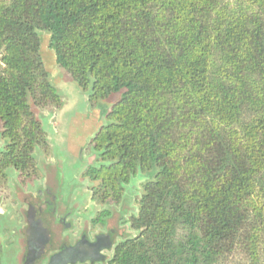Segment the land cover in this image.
I'll return each mask as SVG.
<instances>
[{
	"label": "trees",
	"instance_id": "obj_1",
	"mask_svg": "<svg viewBox=\"0 0 264 264\" xmlns=\"http://www.w3.org/2000/svg\"><path fill=\"white\" fill-rule=\"evenodd\" d=\"M41 31L104 120L84 173L104 217L146 181L104 264H264V0H0L5 189L39 180L66 106Z\"/></svg>",
	"mask_w": 264,
	"mask_h": 264
},
{
	"label": "rangeland",
	"instance_id": "obj_2",
	"mask_svg": "<svg viewBox=\"0 0 264 264\" xmlns=\"http://www.w3.org/2000/svg\"><path fill=\"white\" fill-rule=\"evenodd\" d=\"M39 35L42 41L44 60L46 61L47 66H50V62L53 63V66L49 68L51 78L59 93L62 95L66 106L57 117L52 116L49 122L47 121V124H45L46 132L49 136L50 148L46 153L40 152L39 149H37L36 160L41 170V176L44 175L43 167L45 165H49L53 168L56 167L59 170L61 175L60 194L62 199L67 203H70V206L72 207L77 205V209L74 214L77 211L84 210V217H88L89 215H93L95 210L94 204L90 198V183L84 179V173L90 161V155L86 145L90 135L104 123V120L101 119L98 111H92V109L88 111L90 113H88L86 118H84V113L87 112L88 108L85 95L79 92L71 78L63 73V71L59 69L55 63V54L49 48L50 34L41 31L39 32ZM120 97L121 95H118L113 97L110 101H105L102 104L103 107L108 109L109 106H112L113 103L119 100ZM41 176L39 180L42 179ZM8 179L10 182L9 188L6 187L5 189L2 185H0V207L4 209V204L6 206L12 204L14 207L19 204L21 208L19 209L20 212L25 207V209H27V206L20 203L18 199L14 201L12 199L14 196H9L13 192L16 196L14 185L18 179L17 175L12 170L8 171ZM145 182V180H137L128 189L127 192L129 197H127L123 205V207H126L128 210V213L125 218L122 219L123 221L128 219V217L132 214L137 213V202L143 194L142 187ZM28 183L32 185V188L29 187L30 189L26 190V187L22 186L18 182L26 194H31L36 188V182ZM44 185L45 181L37 185V188ZM93 186H97V183L95 182ZM1 192L3 195H1ZM3 196L6 197V200L3 199ZM120 209L121 208L114 209V219L109 222L111 227L118 226ZM69 221L74 222L71 219ZM123 229L125 237L134 235L129 225L124 227L121 225L118 226L119 233H122ZM4 247L5 246L2 244V248ZM108 255L111 258L113 254L112 252H109Z\"/></svg>",
	"mask_w": 264,
	"mask_h": 264
},
{
	"label": "water",
	"instance_id": "obj_3",
	"mask_svg": "<svg viewBox=\"0 0 264 264\" xmlns=\"http://www.w3.org/2000/svg\"><path fill=\"white\" fill-rule=\"evenodd\" d=\"M43 172L45 185L31 194H26L17 182L14 185L16 198L20 203L27 206V209L24 208L25 210L21 211L25 223L19 230L21 237L17 246L20 252L15 259V264H40L49 252L56 250L71 252L78 256L84 249H89L91 256H96L101 250L107 248L103 237H98L93 243L83 238L75 246H71L63 233L66 230L65 224L68 214L72 216L77 205L72 207L70 203L62 199L60 194L61 175L56 167L45 165ZM113 219L114 217L109 222ZM68 223L69 226L72 224L71 221ZM112 228L115 227H111L109 223V233ZM117 237L124 240L126 238L124 237V230L122 233L116 234V237L114 236V241L108 247L109 251H111ZM0 264H2L1 259Z\"/></svg>",
	"mask_w": 264,
	"mask_h": 264
},
{
	"label": "flooded vegetation",
	"instance_id": "obj_4",
	"mask_svg": "<svg viewBox=\"0 0 264 264\" xmlns=\"http://www.w3.org/2000/svg\"><path fill=\"white\" fill-rule=\"evenodd\" d=\"M91 108H87V112L84 113V118H86L88 112ZM98 111V109H92ZM99 115L100 112L98 111ZM101 117V115H100ZM101 119H103L101 117ZM94 136V133H92L89 137L88 143H87V149H89V143ZM92 163V160L90 159L89 165ZM88 165V166H89ZM90 183V198L92 203L94 204V213L93 215H89L88 217H84V210L77 211L75 214L73 213L72 216H69L66 219L65 224V232L63 233V236L67 238L71 244V246H75L78 241H80L83 238H86L90 242H95L98 237H103V240L106 241V247L103 250L100 251L96 256H91L89 253V249H84L83 252H80L78 256L74 255L71 252H63L62 250H56L49 252L46 257L40 262V264H104L107 260L110 259L109 252H114V249L116 245L121 241L119 237L115 239V244L112 245L111 251H109L108 247H110L111 242L114 241V236L116 237V234H118V226H123L121 219L118 221V226L115 228H112V230L109 233V221L114 217L115 211L114 209H118L119 207H110L111 214L112 212L114 215H109L104 217L103 211L104 208L98 204H96L93 201L92 197V189L93 184L95 182H92L88 178H84ZM17 181L20 183V181L17 179ZM42 183V179L36 181L35 185L36 188L34 192L39 188H37V185ZM22 186L26 187V190L32 188V185L30 183H20ZM34 184V183H33ZM31 185V186H30ZM30 187V188H29ZM12 190V189H11ZM1 195L2 192H1ZM9 195V194H8ZM9 196H14V192L11 193ZM3 199L6 200V197L3 196ZM14 201V198H12ZM17 204V203H16ZM7 208L3 210L4 213H6L5 217H11L13 215L12 221H14V224L12 226H7V230L5 233L0 232V259L2 261V264H13V260L15 259V256L18 253L17 250V241L19 238V235L16 233V225H19L24 221L20 215H19V209L20 205L17 204L16 207H14L12 204L7 205ZM26 208V207H25ZM7 210V211H6ZM16 214V216H15ZM130 217V216H129ZM128 217V218H129ZM73 220L72 224L69 226V220ZM67 225V227H66ZM3 230V225L0 222V231ZM2 244L5 246L2 248ZM88 250V251H87ZM90 255V256H89Z\"/></svg>",
	"mask_w": 264,
	"mask_h": 264
},
{
	"label": "crops",
	"instance_id": "obj_5",
	"mask_svg": "<svg viewBox=\"0 0 264 264\" xmlns=\"http://www.w3.org/2000/svg\"><path fill=\"white\" fill-rule=\"evenodd\" d=\"M42 55H43V50H42ZM55 57V56H54ZM43 58H44V56H43ZM54 59V58H53ZM54 61H56V59L54 60ZM44 63H45V66H46V69L48 70V72L50 73V70H49V68H51L52 66H53V63L52 62H50V66H47V64H46V61L44 60ZM52 63V64H51ZM56 63V62H55ZM51 74V73H50ZM0 148H1V143H0ZM42 177V182L43 181H45V177H44V175H42L41 176ZM17 183H18V181H17ZM15 196V195H14ZM15 198H16V196H15ZM16 200H17V198H16ZM5 208H7L6 207V205L4 204V209ZM2 207H0V222H1V224L3 225V230H1L0 232H2V233H5V231L7 230V226H12V224H14V221H12V219H13V215H11V217L9 218V217H5L6 216V213H4L3 212V210H4ZM7 211V210H6ZM19 215H20V217L24 220V218L21 216V212L19 211ZM24 221H22V223H20L19 225H16V233L19 235V238H18V241H19V239H20V237H21V235H20V232H19V230L24 226ZM18 241H17V243H18ZM17 250H18V253H17V255H16V258H17V256L19 255V252H20V250H19V247L17 246ZM15 258V259H16ZM15 259L13 260V264H15Z\"/></svg>",
	"mask_w": 264,
	"mask_h": 264
}]
</instances>
